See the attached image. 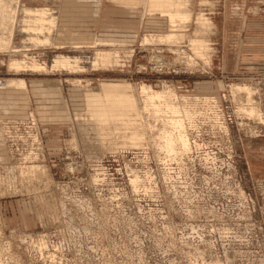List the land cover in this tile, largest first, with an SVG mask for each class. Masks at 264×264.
Listing matches in <instances>:
<instances>
[{"label": "rangeland", "instance_id": "rangeland-1", "mask_svg": "<svg viewBox=\"0 0 264 264\" xmlns=\"http://www.w3.org/2000/svg\"><path fill=\"white\" fill-rule=\"evenodd\" d=\"M21 1L13 33V15L0 4V264H264V0H188L186 38L152 44L143 37L170 27L156 14L146 15L151 30H133L143 6L131 18L111 14L95 29L100 11L95 18L88 5L66 12L62 0ZM26 9H49L52 17L36 23ZM200 14L208 28L196 23ZM25 21L43 33H27ZM69 27L101 42L57 46L75 37L61 32ZM191 38H204V49L193 51ZM11 45L21 52L10 54ZM102 51L113 56L109 66L98 62ZM58 57L79 62L57 67ZM12 58L36 60L41 70L15 74ZM158 58L199 68L164 73ZM12 79L27 85L10 87ZM104 83L133 86L140 106L142 84L170 85L180 97L215 95L234 121L227 133L192 135L191 150L176 155L146 126L161 125L148 113L142 126L122 131L124 143L113 125L103 141L88 99L103 95ZM233 84L252 89L262 119L240 109L251 105ZM32 164L41 169L22 174Z\"/></svg>", "mask_w": 264, "mask_h": 264}, {"label": "bare ground", "instance_id": "bare-ground-1", "mask_svg": "<svg viewBox=\"0 0 264 264\" xmlns=\"http://www.w3.org/2000/svg\"><path fill=\"white\" fill-rule=\"evenodd\" d=\"M102 1L103 0H74L73 2L72 0H62V3L64 5V11L66 12H69L67 10L71 9L70 6L74 4L76 5L79 4L80 6L88 5L85 11L92 13V15L94 16L96 15L95 16L96 18L97 14L100 11V5L102 4ZM107 1L117 4V5L124 6V7H130V8H138L140 6H143L145 8L144 10L145 15L153 16V15L159 14L161 18H163V20L166 23V26L168 25L170 27V30L164 34H159V35L151 34L150 36H144L142 40L143 44H152L156 42L157 43H165V42L181 43L183 39L186 38L187 36L186 32L189 30V27H190L189 24L193 19L192 11L188 9L187 7V5H189L188 0H107ZM21 2H22L21 0H0V4L2 5V8L5 12V16L9 17L10 19L11 16L13 15L11 19L12 20L11 21L12 22L11 32L12 33L14 31V24L15 25L17 24L18 8ZM206 2H208V0ZM210 2L211 1H209L208 3L210 4ZM89 6H92V7H89ZM25 11L27 15L35 16L36 23H38L39 21H42V24H44L43 22L46 19H48L49 15L52 17V14L50 12L51 10L49 9H36L35 11L26 9ZM85 16H82V17H85ZM25 22L27 23L26 24L27 33L32 34L33 31L35 30L37 31L36 34L43 33V28L41 27H39V29L38 28L33 29V21H25ZM210 22L211 21L209 17L204 16V14H200L197 17V21H196V23H198L200 26L204 28L205 27L208 28V26L212 24V23L210 24ZM51 23H54V19L50 20V25ZM72 30H73L72 27H69V29H61V32H67L70 35H73L71 34ZM203 31H198V33L203 32ZM208 31H211V30H208ZM205 33L207 32L205 31L204 34ZM194 34H197V31H195ZM92 38H95V36L91 35L90 33L86 35H79V36L77 35L74 38L67 39L63 42L58 41L56 42V45L57 46L63 45L62 47H64L65 45L71 44L75 48H81L82 46H85V45L91 46L93 44H96V45L99 44L98 42L100 40H94ZM190 40H191L190 42H193L194 47L193 46L191 47H193L192 49L195 48L193 50L195 52H197L198 49L200 51V48L202 49V47L204 46L203 45V42L205 40L204 38L203 40L198 39V38H191ZM36 41L38 44H40L48 40L43 41L40 38L36 37ZM205 49H207V46ZM20 52L21 51L17 50L16 47H13L11 45L10 51H9L10 54L16 55L17 53H20ZM205 53L206 51L204 52V54ZM201 54H203V52ZM203 55L202 56L200 55L202 59H204ZM71 62L75 63V65H71ZM78 62H79L78 59L71 61L70 58H67V57H58V59L56 60L55 66L57 67L70 66V68L74 69V67H77L76 63ZM98 62H100V64L104 67L109 66L112 62H114L113 56L108 51L99 52ZM9 68L11 70H14L15 74H20L21 71H23V68H29L32 70L33 69L41 70V65L36 60H33V59L32 61H27L24 59L19 60V59L12 58L9 64ZM79 68H82V67H79ZM8 85L10 87H16V86L26 87L27 84L24 79H19V80L12 79L8 81ZM103 85H104L103 95L92 93V94H89V99H88V111L90 112L95 122L94 123L95 129L97 133L100 134V138L103 141L104 139H107L108 136L111 135L110 126L113 125L115 131H117L120 134V137L118 138V143L119 144L124 143L127 140V136L123 135L122 131L129 127L138 128L139 126H142L143 123L140 120L144 117L145 114L148 113L149 116H152V118L154 117L156 121H158L157 123L161 122V125L160 124L158 125V124H152L148 120L146 122V126L147 127L149 126V129L151 131L155 127L157 128L156 131H158V135H159V136L157 135V138L159 137L158 139L161 140V147L165 149L168 154L176 155L178 154L177 150H182V152L184 153L189 152L191 150L192 142H191V133L189 132V128L195 125L194 124L195 115L197 113L196 109L193 107V104H192L193 98L188 97V96L180 97L178 93L174 90V88H172L170 85H167V84H166L167 86H165L163 89H158V90L154 89L152 85L142 84L141 94L143 96L144 106H140L141 104L137 96L133 92L134 90L133 86H130L127 83H123V84L104 83ZM232 92L233 93L246 92L247 93L246 96L248 99V100L246 99V101H248L251 106L245 107V106L240 105V109L244 111L245 113L249 112L250 113L249 115L251 114L255 116L257 115L261 118L260 109L257 107H254V104H253L254 100L252 98L253 91L248 85H239V84L234 85L232 87ZM11 94L13 95L8 96V99L10 100V102L12 101L14 102V99L16 100L17 97L14 96V93H10V95ZM39 168L41 169V167H39L38 165H33V164L29 166L25 165L24 167L20 169V171L22 172V174H25L26 172L29 171L31 172L30 173L31 175V174H34L33 170L37 171L36 169L39 170Z\"/></svg>", "mask_w": 264, "mask_h": 264}, {"label": "built area", "instance_id": "built-area-1", "mask_svg": "<svg viewBox=\"0 0 264 264\" xmlns=\"http://www.w3.org/2000/svg\"><path fill=\"white\" fill-rule=\"evenodd\" d=\"M163 51H165V49ZM181 51H183V49H181ZM158 53L161 52L159 51ZM197 63L198 62L183 66L182 64L167 62L166 58H158L156 70L169 74L195 73L196 67L199 68ZM1 83H3V85L5 84L2 81ZM3 85L1 84V86ZM192 104L197 113L195 115V125L189 128L191 136L194 134L202 136L212 130L224 133L229 131L234 121L233 115L228 110L229 107L219 102L215 95L193 96ZM26 133H29V131ZM30 133H32L31 130ZM31 138L33 141V137ZM30 156H32L30 160H33V153H30Z\"/></svg>", "mask_w": 264, "mask_h": 264}, {"label": "crops", "instance_id": "crops-1", "mask_svg": "<svg viewBox=\"0 0 264 264\" xmlns=\"http://www.w3.org/2000/svg\"><path fill=\"white\" fill-rule=\"evenodd\" d=\"M108 5H110V8L107 7ZM221 11H222L223 15L224 14L227 15V13L229 14V11H230L229 3H227L226 5H221ZM136 12H138L136 10V8L124 7L121 5L114 4L112 2L104 1L100 5V13H99V16H98L96 23H95V29L101 28L103 21H107L108 20L107 17L111 14L118 15V16L125 15V17L131 18V17L135 16L132 13H136ZM140 14L141 15L139 17L140 19L138 20V25L135 28H133V30H136L137 32L139 30L147 29L148 27L150 28V26L148 25L149 21L147 20V16L145 15V11L141 12ZM150 30H151V28H150ZM133 38H134V36H133ZM126 39L129 41L134 40L132 38H126Z\"/></svg>", "mask_w": 264, "mask_h": 264}]
</instances>
